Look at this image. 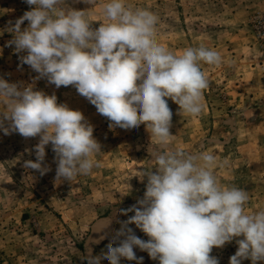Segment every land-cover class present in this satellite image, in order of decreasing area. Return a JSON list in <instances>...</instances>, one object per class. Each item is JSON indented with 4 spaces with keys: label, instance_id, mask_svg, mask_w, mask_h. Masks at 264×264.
I'll list each match as a JSON object with an SVG mask.
<instances>
[{
    "label": "rangeland",
    "instance_id": "1",
    "mask_svg": "<svg viewBox=\"0 0 264 264\" xmlns=\"http://www.w3.org/2000/svg\"><path fill=\"white\" fill-rule=\"evenodd\" d=\"M110 0H64V9L84 10L96 29L108 23L104 5ZM133 10L146 9L157 18L155 39L166 50L180 55L185 49L204 47L220 55L218 64L199 62L208 83L202 90V110L190 116L170 98L172 126L167 141L160 142L145 125L125 130L110 128L106 117L78 94L73 86L59 89L27 64L21 66L11 28L34 6L25 0H0V78L9 83L34 84V90L55 94L58 103L80 110L94 126L93 136L101 150L89 174L70 182L57 180L55 153L46 146L44 175L24 167L35 162L34 146L39 137L25 139L17 132L0 129V264H84L109 243L103 239L120 208H129L146 190V174L155 172L151 160L157 150L178 151L200 164L212 155V169L221 187L244 190L248 200L244 213L264 211V0H124ZM28 21L21 25V30ZM10 113L9 101L0 98V119ZM5 127L8 126L6 121ZM151 161V162H150ZM120 216L126 220L128 216ZM135 234L149 238L134 224ZM119 224H111V230ZM234 238L211 256L229 264L238 249ZM143 264H159L147 252L134 249ZM101 264H109L103 260ZM121 264L135 261L121 260ZM241 264H252L251 259ZM264 264V261H257Z\"/></svg>",
    "mask_w": 264,
    "mask_h": 264
},
{
    "label": "clouds",
    "instance_id": "2",
    "mask_svg": "<svg viewBox=\"0 0 264 264\" xmlns=\"http://www.w3.org/2000/svg\"><path fill=\"white\" fill-rule=\"evenodd\" d=\"M29 6L11 28L21 66L27 64L57 89L73 86L79 95L106 117L110 128L125 130L145 125L163 145L170 135V98L190 116L202 110V90L207 79L199 62L218 64L220 55L204 47L188 48L175 55L155 39L158 18L146 9L133 10L124 0L104 5L108 23L96 29L84 10L64 9V0H25ZM90 3V0H85ZM28 26L21 30V25ZM0 98L9 101L10 113L0 119L5 135L17 132L23 138L39 137L36 160L24 167L44 175L46 146L55 153L56 181H71L89 174L97 162L101 144L94 126L80 110L58 103L55 94L34 90V84L9 83L0 78ZM8 126L5 127V122ZM198 165L191 156L157 150L151 160L156 171L146 174L142 198L129 208H120L103 239L109 243L99 254H89L84 264H121L122 259L143 264L134 249L147 252L159 264H219L211 256L234 238L238 249L229 264L264 261V211L248 215V195L238 188L221 187L213 174L215 158L203 155ZM151 162V161H150ZM128 216L121 220L120 216ZM119 228L111 230V224ZM134 224L149 239L135 234Z\"/></svg>",
    "mask_w": 264,
    "mask_h": 264
}]
</instances>
